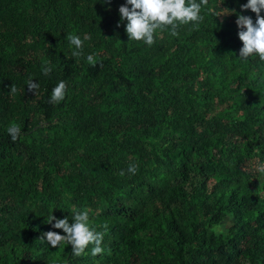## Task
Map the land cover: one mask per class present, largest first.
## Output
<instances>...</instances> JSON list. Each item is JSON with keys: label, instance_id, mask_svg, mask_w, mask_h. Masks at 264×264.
<instances>
[{"label": "trees", "instance_id": "1", "mask_svg": "<svg viewBox=\"0 0 264 264\" xmlns=\"http://www.w3.org/2000/svg\"><path fill=\"white\" fill-rule=\"evenodd\" d=\"M0 264H264V0H0Z\"/></svg>", "mask_w": 264, "mask_h": 264}]
</instances>
